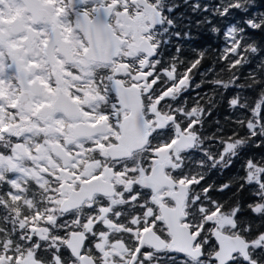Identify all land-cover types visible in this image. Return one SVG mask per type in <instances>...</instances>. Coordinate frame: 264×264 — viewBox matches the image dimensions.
Returning a JSON list of instances; mask_svg holds the SVG:
<instances>
[{
    "label": "snow or ice",
    "instance_id": "6c2138e0",
    "mask_svg": "<svg viewBox=\"0 0 264 264\" xmlns=\"http://www.w3.org/2000/svg\"><path fill=\"white\" fill-rule=\"evenodd\" d=\"M0 264H264V0H0Z\"/></svg>",
    "mask_w": 264,
    "mask_h": 264
},
{
    "label": "trees",
    "instance_id": "16d2710c",
    "mask_svg": "<svg viewBox=\"0 0 264 264\" xmlns=\"http://www.w3.org/2000/svg\"><path fill=\"white\" fill-rule=\"evenodd\" d=\"M197 79H199V77H197ZM214 116L216 115L215 113L213 114ZM221 118H223V113H221ZM212 117H209V120H211Z\"/></svg>",
    "mask_w": 264,
    "mask_h": 264
}]
</instances>
